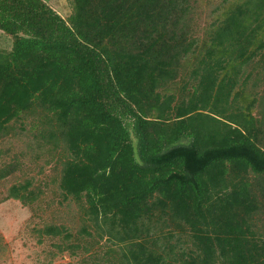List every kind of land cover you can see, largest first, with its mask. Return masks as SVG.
I'll return each mask as SVG.
<instances>
[{"label": "trees", "instance_id": "trees-1", "mask_svg": "<svg viewBox=\"0 0 264 264\" xmlns=\"http://www.w3.org/2000/svg\"><path fill=\"white\" fill-rule=\"evenodd\" d=\"M66 1L0 0V146L23 144L0 149V203L38 207L29 157L80 212L76 237L34 229L58 253L264 264V0L200 27L202 0Z\"/></svg>", "mask_w": 264, "mask_h": 264}, {"label": "rangeland", "instance_id": "rangeland-1", "mask_svg": "<svg viewBox=\"0 0 264 264\" xmlns=\"http://www.w3.org/2000/svg\"><path fill=\"white\" fill-rule=\"evenodd\" d=\"M46 1L62 17H67L71 12V6L66 0ZM208 1L211 3L210 7L205 5V0L200 4L199 27L210 19L208 14L219 0ZM10 46L11 40L0 32V50H9ZM22 145L18 140L9 139L1 144L0 149L10 150L9 155L17 154L23 149ZM3 160H7L6 157L2 158ZM21 160L26 175L32 176L37 183L45 182L44 194L40 197L38 207L35 205L32 209L13 200L0 203V264H93L90 260H85V255L80 250L74 257L69 256L67 252L58 253L51 244L59 242V239L44 238L38 243L39 238L34 229L51 222L62 225L68 233L76 237L80 212L73 202L61 201L56 184L51 183L52 174L43 162H33L29 157ZM17 176L21 177V174ZM10 182L12 181L6 182L5 185ZM3 191L4 188L0 187V198ZM70 242L75 241L73 239Z\"/></svg>", "mask_w": 264, "mask_h": 264}]
</instances>
